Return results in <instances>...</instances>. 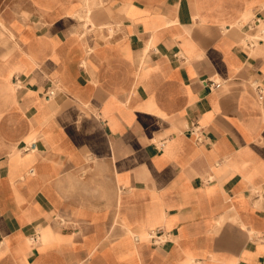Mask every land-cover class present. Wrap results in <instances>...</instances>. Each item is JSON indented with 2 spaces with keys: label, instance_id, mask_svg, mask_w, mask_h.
<instances>
[{
  "label": "crops",
  "instance_id": "crops-1",
  "mask_svg": "<svg viewBox=\"0 0 264 264\" xmlns=\"http://www.w3.org/2000/svg\"><path fill=\"white\" fill-rule=\"evenodd\" d=\"M26 3L0 16V264H264V0Z\"/></svg>",
  "mask_w": 264,
  "mask_h": 264
},
{
  "label": "rangeland",
  "instance_id": "rangeland-1",
  "mask_svg": "<svg viewBox=\"0 0 264 264\" xmlns=\"http://www.w3.org/2000/svg\"><path fill=\"white\" fill-rule=\"evenodd\" d=\"M25 4H27L26 0H0V16H1V18H2L3 12L14 13V17L18 16V17L30 18L31 14L26 13V12H22V13L18 12L22 9V6H24Z\"/></svg>",
  "mask_w": 264,
  "mask_h": 264
},
{
  "label": "built area",
  "instance_id": "built-area-1",
  "mask_svg": "<svg viewBox=\"0 0 264 264\" xmlns=\"http://www.w3.org/2000/svg\"><path fill=\"white\" fill-rule=\"evenodd\" d=\"M211 86H214V87H219L220 86V83L218 81H215V80H212V83H211ZM260 92V97H262V93L261 91ZM55 91L54 90H49L48 91V94L51 95V94H54ZM192 132L195 134L196 138L198 141H203L204 140V132H203V129L202 127L200 126H197L195 127ZM163 232L159 229L157 230H152L149 234L150 238H152L153 240L155 241H160L163 237ZM135 239L138 240L139 237L136 235L135 236Z\"/></svg>",
  "mask_w": 264,
  "mask_h": 264
},
{
  "label": "bare ground",
  "instance_id": "bare-ground-1",
  "mask_svg": "<svg viewBox=\"0 0 264 264\" xmlns=\"http://www.w3.org/2000/svg\"><path fill=\"white\" fill-rule=\"evenodd\" d=\"M88 6V5H87ZM1 20V19H0ZM2 22V21H1ZM6 28H7V26H6ZM8 30V29H7Z\"/></svg>",
  "mask_w": 264,
  "mask_h": 264
}]
</instances>
